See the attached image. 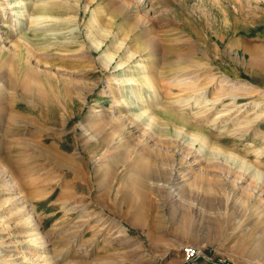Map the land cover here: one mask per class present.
Segmentation results:
<instances>
[{"label": "rangeland", "instance_id": "obj_1", "mask_svg": "<svg viewBox=\"0 0 264 264\" xmlns=\"http://www.w3.org/2000/svg\"><path fill=\"white\" fill-rule=\"evenodd\" d=\"M0 36L5 259L264 264V0H0Z\"/></svg>", "mask_w": 264, "mask_h": 264}, {"label": "bare ground", "instance_id": "obj_2", "mask_svg": "<svg viewBox=\"0 0 264 264\" xmlns=\"http://www.w3.org/2000/svg\"><path fill=\"white\" fill-rule=\"evenodd\" d=\"M15 2V1H14ZM5 5H6V7L5 8H7V9H9L10 8V6H9V3H5ZM9 12H10V14H11V16L13 15L12 13H11V10H9ZM8 12V13H9ZM16 12V11H15ZM14 13V12H13ZM17 14V13H16ZM14 15H15V13H14ZM21 16H23V15H21ZM20 17V16H19ZM33 20V19H32ZM6 26V25H5ZM3 38H2V36H0V53L2 52V51H5L6 50V47L5 46H3V40H2ZM25 40V39H24ZM26 41V40H25ZM16 43V42H15ZM24 44V43H23ZM17 46V45H16ZM26 46V45H25ZM18 48H19V50H18V63H17V68L19 69V71H18V73H17V75H16V77H18V79H17V82L15 81V83H17V85H18V87L20 88V91H21V94H22V96L24 97V98H30V97H32L34 94H36V96H38L37 98H39V99H43L44 98V95H43V91H42V86L40 85V83L38 82V76L35 74V72L33 71V68H32V66H30L29 64H28V60H26V59H24V58H20V56H22V55H24V54H29V53H31V51H32V49H29L30 47H19L18 46ZM7 51V50H6ZM13 55V54H12ZM45 55V54H44ZM254 61H252V59L250 60V63H252V64H254L253 63ZM2 77L3 76H1L0 75V81L2 80ZM36 86V88H37V90H36V92L34 91L33 92V86ZM235 88H237V87H235ZM245 92H247V91H245ZM45 103V102H44ZM139 117H140V115H139ZM0 119H1V114H0ZM185 175V174H184ZM184 175H182L183 177H181V178H178V177H175L174 179H173V183H174V185H178V184H180L181 183V181L182 180H184L186 177H184ZM186 176V175H185ZM138 178V177H137ZM140 180H142V177H140L139 178ZM38 236V235H37ZM37 240V239H36ZM3 243V242H2ZM19 243V242H18ZM0 244H1V242H0ZM7 244V243H6ZM4 246V245H3ZM10 246V245H9ZM6 247H7V245H6ZM15 247V246H14ZM2 248H5V247H2ZM8 248V247H7ZM11 250H12V248H11ZM6 251V250H5ZM15 251V250H14ZM8 257V256H7ZM15 258V257H14ZM17 260V259H16ZM19 261H21V260H19ZM24 261V260H23ZM43 261V260H42ZM8 263V264H14V263H16V262H18V261H16V262H12V259H10V257H8V259H5L4 258V255H1L0 254V264H5V263ZM46 263V262H45ZM17 264H21V263H17Z\"/></svg>", "mask_w": 264, "mask_h": 264}, {"label": "built area", "instance_id": "obj_3", "mask_svg": "<svg viewBox=\"0 0 264 264\" xmlns=\"http://www.w3.org/2000/svg\"><path fill=\"white\" fill-rule=\"evenodd\" d=\"M184 258L186 262L189 264V262L194 258V251L190 248H186L184 250Z\"/></svg>", "mask_w": 264, "mask_h": 264}]
</instances>
